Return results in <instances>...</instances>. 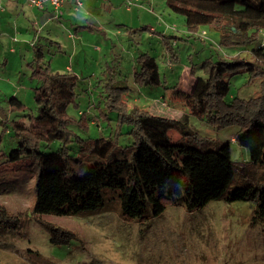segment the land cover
Wrapping results in <instances>:
<instances>
[{"label":"rangeland","instance_id":"rangeland-1","mask_svg":"<svg viewBox=\"0 0 264 264\" xmlns=\"http://www.w3.org/2000/svg\"><path fill=\"white\" fill-rule=\"evenodd\" d=\"M81 3V8L65 4L59 20L45 25L36 7L23 4L37 17L34 25L21 15L17 23L28 26V31L14 34L13 43L7 31L0 35V148L4 153L0 165L16 148L12 121L22 118L28 125L27 116L34 118L39 112L33 99L38 82L30 79L27 65L34 66V43L42 48V63L49 62L51 74L72 73L78 78L74 89L76 106L70 105L66 114L77 121L80 113H85V117L97 122V127L90 125L88 133L71 127L82 139L106 137L115 128L116 114L104 104L109 76H114L116 86L128 89L123 95L128 108L177 119L183 110L170 100L172 87L188 88L195 79L206 77L202 67L205 62L230 63L235 56L237 61L250 60L249 51L256 48L255 44L244 49L220 47L221 33L211 27L199 29L200 39L190 37L183 17L173 13L166 0ZM260 40L264 45V32ZM140 54L154 58L163 87H138L133 83ZM224 79L229 81L225 102L260 94L259 78L249 81L248 74L242 72ZM12 96L23 104L22 111L10 109L8 100ZM189 126L213 142L226 143L229 149L224 164L204 162L208 178L228 175L227 163L247 162L246 148L231 140L235 127L217 130L194 117H190ZM127 131V127L120 130V148L128 142ZM176 140L173 134L172 141ZM81 156L77 153L81 159L75 167L78 174L97 160ZM35 179L29 160L0 170V204L20 220L17 228L0 231V264H264V220L255 217L251 202L214 200L194 212H187L184 206H169L145 222L122 220L115 201L109 211L36 216L32 214ZM42 222L71 231L75 237L67 244L51 245V229Z\"/></svg>","mask_w":264,"mask_h":264},{"label":"trees","instance_id":"trees-1","mask_svg":"<svg viewBox=\"0 0 264 264\" xmlns=\"http://www.w3.org/2000/svg\"><path fill=\"white\" fill-rule=\"evenodd\" d=\"M166 4L183 17L190 37L198 38L200 28L211 27L221 33L220 47L244 49L255 44L256 48L249 51L250 60L237 61L235 56L230 63L205 62L202 67L206 77L195 79L188 88H169L170 100L179 103L183 110L177 119L128 108L123 99L128 89L116 86L114 76H109L104 104L116 114L115 128L106 137L82 139L71 127L88 133L90 125L97 127V122L85 117V113H80L77 121L66 114L70 105L76 106L74 89L78 78L72 73L51 74L49 62L42 63V48L33 45L34 66L27 65L30 79L38 82L33 99L39 112L37 117L27 116L28 125L22 118L12 121L16 148L0 165L1 170L29 160L36 173L33 215L109 211V205L115 201L122 220L145 222L169 206H184L187 212H194L210 201L222 200L251 202L255 217L264 220V45L260 43L264 0H166ZM136 64L138 69L132 76L136 86L163 87L153 57L140 54ZM242 72L248 74L249 81L261 79L259 96L225 102L229 81L224 76ZM8 102L11 110L24 109L13 96ZM190 117L217 130L235 127L232 141L246 148L247 162L227 163L228 175L208 178L204 162L224 164L229 149L226 143L213 142L190 128ZM123 127L128 128V142L120 148ZM173 134L178 140L172 141ZM51 147L53 151L44 152ZM77 153L82 158H97L81 174L75 170L81 160ZM3 155L0 148V158ZM19 224L18 215L0 204V231L15 229ZM42 224L51 229V245L67 244L75 237L71 231L47 222Z\"/></svg>","mask_w":264,"mask_h":264},{"label":"crops","instance_id":"crops-1","mask_svg":"<svg viewBox=\"0 0 264 264\" xmlns=\"http://www.w3.org/2000/svg\"><path fill=\"white\" fill-rule=\"evenodd\" d=\"M6 4H9V6H7ZM23 4H26L27 6H29L25 0H15V3H14V0H0V35H3L4 31H7L8 33H10V36L8 38L10 43L15 42L16 40L14 38V34H18V32L20 31H25V32L28 31V26L27 27H25V25L19 26L17 23V20L21 15H23V17L26 18L25 20L27 21V23L30 22L33 25L35 22L34 19L37 18L32 13L33 12L32 9H28L31 6L27 8V6ZM65 4L69 5L70 7H73V4L70 2L65 3ZM65 4L63 5L62 10L65 8L64 7ZM39 13H40L39 18H43L45 21L44 25L47 24V22L49 21H57L51 18V6H49V4H46L43 10H39ZM23 42L26 44L25 40ZM27 43L29 44L30 42L27 41ZM33 45H36V44L34 43ZM0 47H1V44H0ZM35 51L36 50L33 46V59L35 57ZM9 52H12L11 49L9 50ZM41 53H42L41 55L42 57L43 50L41 51Z\"/></svg>","mask_w":264,"mask_h":264},{"label":"built area","instance_id":"built-area-1","mask_svg":"<svg viewBox=\"0 0 264 264\" xmlns=\"http://www.w3.org/2000/svg\"><path fill=\"white\" fill-rule=\"evenodd\" d=\"M27 4L36 7L39 10H43L46 4L51 6V18L58 20L62 16V7L65 3L70 2L75 8H81V0H25ZM203 36V33L200 34Z\"/></svg>","mask_w":264,"mask_h":264}]
</instances>
